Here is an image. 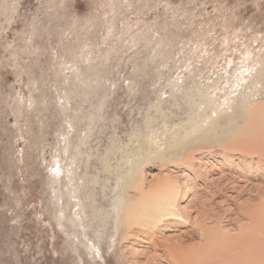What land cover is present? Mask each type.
Masks as SVG:
<instances>
[{
	"label": "rangeland",
	"instance_id": "rangeland-1",
	"mask_svg": "<svg viewBox=\"0 0 264 264\" xmlns=\"http://www.w3.org/2000/svg\"><path fill=\"white\" fill-rule=\"evenodd\" d=\"M263 134L264 0H0V264H264Z\"/></svg>",
	"mask_w": 264,
	"mask_h": 264
},
{
	"label": "bare ground",
	"instance_id": "bare-ground-1",
	"mask_svg": "<svg viewBox=\"0 0 264 264\" xmlns=\"http://www.w3.org/2000/svg\"><path fill=\"white\" fill-rule=\"evenodd\" d=\"M213 183L215 184V182H213ZM216 183H218V181ZM217 187H218V185H217ZM223 188H225V187H223ZM174 208H175V197L172 198L168 195L165 197H161L157 200L142 203L138 207H134L131 210V213L140 215L141 218H139V219H141L142 222L149 224L151 226V228H154L157 224L161 223L162 221L168 220V219L179 220L180 216L175 211ZM198 217H200V216H197V218ZM205 217L206 216H202V219L204 220ZM206 218L204 220V224H205ZM201 224L202 223H199L200 229L198 228L201 232V235H202V236L200 235L201 236L200 240H202V241L199 240L201 243H199V242L196 244L187 243L185 240H183L181 238L182 236L177 237V239H174L173 241H170V242L167 239L161 240V239H158L157 237H153L151 239L146 238V240H144V243L147 244L148 246H150V249H152V251L146 252L143 250L140 253H137V252L130 253L131 255L134 254L137 256L139 254V255H142V257L144 256L143 261H139V262L135 261V262H132V264H160V262H163L164 264H171V263L172 264H199L200 260H198L197 251L203 250L206 247H208V244H209L208 242H209V239L211 238V236L208 235L209 232L206 229L203 230ZM199 225H198V227H199ZM203 226H205V225H203ZM213 234H215V233H213ZM206 249H208V248H206ZM156 251H160V253H157ZM210 251L211 250H209V253H210ZM138 256H137V258H138ZM199 258H200V256H199ZM203 258H204V255H203ZM205 258H206V260L207 259L210 260V258H208V256L206 257V255H205ZM206 260H204L205 263L209 264L210 262L208 263V262H206ZM209 260H207V261H209ZM201 262H202V260H201ZM202 263H200V264H202Z\"/></svg>",
	"mask_w": 264,
	"mask_h": 264
}]
</instances>
